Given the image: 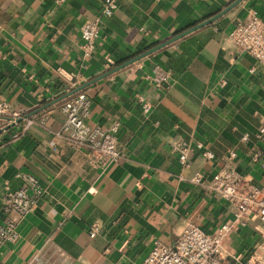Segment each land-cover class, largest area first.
<instances>
[{"label": "crops", "instance_id": "obj_1", "mask_svg": "<svg viewBox=\"0 0 264 264\" xmlns=\"http://www.w3.org/2000/svg\"><path fill=\"white\" fill-rule=\"evenodd\" d=\"M103 1L0 0V102L26 116L46 107L29 116L34 122L18 138L16 128L2 130L8 117H0V221L5 192L23 185L19 174L35 175L42 187L32 212L10 213L20 237L0 247V264H26L38 252L43 264H141L155 240L174 245L188 223L214 234L233 218L231 206L189 178L200 172L210 182L231 150L236 170L264 189V135L257 137L264 127V66L229 37L251 12L264 20V0H243L108 76L235 0H118L114 14L101 17L96 50L84 60L81 26L100 15ZM156 64L170 73L163 90L145 79ZM79 92L92 101L91 124L121 123L122 158L105 170L88 150L57 136L65 122L61 106ZM139 96L151 102L148 113ZM179 140L196 146L190 168L173 149ZM263 229L251 221L229 234L223 255L230 264H242L235 254L262 252Z\"/></svg>", "mask_w": 264, "mask_h": 264}, {"label": "built area", "instance_id": "obj_2", "mask_svg": "<svg viewBox=\"0 0 264 264\" xmlns=\"http://www.w3.org/2000/svg\"><path fill=\"white\" fill-rule=\"evenodd\" d=\"M118 8V0H104L100 15L88 20L81 26L82 52L84 60L89 59L96 50L100 37L101 17L112 16ZM230 39L242 51L250 54L264 66V20L257 12H251L246 21L236 22L230 30ZM108 59L107 66L113 64ZM170 73L156 64L152 72L145 75V79L157 90H163L169 81ZM144 113L152 107L151 102L142 96L138 98ZM92 101L88 94L79 92L66 99L61 110L65 115V122L57 136L64 137L76 148L86 149L92 157V163L103 170L118 163L122 158V149L118 140L120 121L111 124L94 125L89 121ZM7 116L8 122L3 129L10 127L17 130L12 138H18L25 133L28 126L34 122L33 118L14 109L9 102H0V117ZM21 120L20 122H18ZM46 117L42 123H46ZM21 123H24L21 128ZM264 135V127L260 128L257 137ZM249 140V134L242 136ZM0 133V143L2 142ZM202 144H197L201 148ZM173 149L179 154L180 163L184 168L191 167L190 152L196 146L186 141H176ZM207 159H212L214 154L210 151L203 152ZM237 153L231 150L224 157V164L213 175L210 182L205 183L204 176L195 172L189 178L194 184L208 187L209 191L229 202L233 218L223 222L214 234H209L195 223H188L178 236L174 245H168L161 240H155L153 246L141 264H230L223 255L224 241L237 228L247 226L251 221L264 223V189L254 180L238 172L234 165ZM264 170V162L261 163ZM23 179V185L16 190L8 189L3 196L4 216L0 221V247L5 243H15L19 237L18 221L10 217L11 212L24 216L32 212L42 193L38 178L31 173L18 175ZM98 226L93 225L90 236L95 237ZM261 232L262 252L255 251L248 257L242 253L232 256V259L242 264H264V229ZM244 256V257H243ZM244 258V259H243ZM26 264H43L42 255L34 254Z\"/></svg>", "mask_w": 264, "mask_h": 264}, {"label": "water", "instance_id": "obj_3", "mask_svg": "<svg viewBox=\"0 0 264 264\" xmlns=\"http://www.w3.org/2000/svg\"><path fill=\"white\" fill-rule=\"evenodd\" d=\"M242 1H243V0H235L233 3H231L230 5H228L226 8H224V9H223L222 11H220L219 13H217V14L211 16L210 18L204 20L203 22H200L199 24H197V25H195V26H193V27H191V28H189V29H187V30H184L183 32H181V33H179V34L173 36L172 38H170V39H168V40H166V41H164V42H161V43L158 44L157 46H155V47H153V48H150L149 50H147V51H145V52H142L141 54H139V55H137V56H135V57L129 59V60L126 61L125 63L116 66V67L113 68L112 70L108 71L104 76H108V75H110V74H113V73H115V72H117V71H119V70H121V69H123V68H125V67H127V66H129V65H131V64H133V63H135V62H137V61H140L141 59H143V58H145V57H147V56L153 54L154 52H156V51H158V50H160V49H162V48H164V47H166V46H168V45L174 43L175 41H177V40H179V39L185 37L186 35H188V34L194 32V31H196V30H198V29H200V28H202V27H204V26H206V25H209V24L213 23L214 21H216L217 19H219L220 17H222L223 15H225V14H227L229 11H231L234 7H236V6H237L238 4H240ZM82 88H83V87L71 91L69 94L62 96L61 99H64V98H66V97H68V96H70V95H72V94H74V93H76V92L82 90ZM61 99H59V100H61ZM44 108H46V107L40 108V109H38V110H36V111L30 113L29 115H27V117L36 114L37 112H39L40 110H42V109H44ZM20 121H21V120H19L18 122H20Z\"/></svg>", "mask_w": 264, "mask_h": 264}]
</instances>
